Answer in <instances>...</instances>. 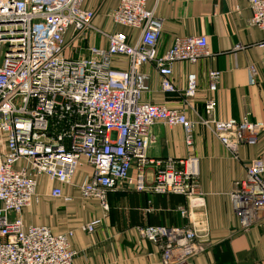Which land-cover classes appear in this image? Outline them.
<instances>
[{
    "label": "built area",
    "instance_id": "2783aa9c",
    "mask_svg": "<svg viewBox=\"0 0 264 264\" xmlns=\"http://www.w3.org/2000/svg\"><path fill=\"white\" fill-rule=\"evenodd\" d=\"M147 2L120 0L111 12L114 24L138 32L133 37L96 27V12L85 7L86 0H0V264H73V230L56 233L23 218L24 210L39 200L42 175L56 182L52 196L71 200L63 186L74 184L79 168L89 166L78 184L80 196L98 199L105 210L109 192L125 182L138 190L183 194L190 207L200 204L197 157H148L153 124L182 126L191 147L196 122L184 108L143 101L149 88L143 66L154 63L161 89L176 92L174 63H196L213 53L207 36L188 34L177 36L159 55L163 21ZM250 8L249 23L262 30L264 46V0H250ZM94 34L108 45L92 42ZM85 39L89 44L81 50ZM118 57L127 60V68L114 66ZM221 78L219 69L208 72L210 91L218 90ZM198 88L197 73L190 72L186 105ZM216 103L207 100L209 117L202 122L229 150L258 139L261 123L213 118ZM150 163L156 166L151 185L146 179ZM231 197L244 230L264 223V155L247 161ZM97 222L83 229L92 232ZM137 231L159 247L163 264H189L203 250L194 226L145 225Z\"/></svg>",
    "mask_w": 264,
    "mask_h": 264
},
{
    "label": "crops",
    "instance_id": "0c3cea01",
    "mask_svg": "<svg viewBox=\"0 0 264 264\" xmlns=\"http://www.w3.org/2000/svg\"><path fill=\"white\" fill-rule=\"evenodd\" d=\"M120 0H86L85 7L95 10L93 23L105 32L125 31L137 35L136 30L116 25L111 12ZM148 7L163 21L158 43L159 55L164 54L177 36L205 35L212 56L196 63H174L172 78L178 91L161 89L154 63H147L148 90L143 101L164 103L184 108L189 119L196 122L193 146L185 142L182 126L156 122L150 127L149 158H186L199 161L200 204L189 206L188 198L180 193L138 190L129 182L122 183L108 194L109 208L98 199H82L78 184L83 181L89 166L76 173L74 184L63 186L64 197L51 195L56 185L47 176L39 177V200L26 208L23 218L27 224H44L56 232L73 230V264H163L159 247L142 238L138 226H194L203 250L191 258L189 264H264V223L247 230L241 227L240 217L232 203L235 182L245 176L249 159L264 155V128L254 142L243 143L238 150H229L213 132L206 102L216 99L212 117L222 120L259 122L264 126V46L263 32L249 23L252 11L250 0H148ZM93 42L108 45L107 40L94 34ZM117 68H127V60L118 57ZM255 72L252 74L251 69ZM222 71L219 88H208V72ZM196 72L198 92L190 104H185L184 89L187 76ZM156 166L146 167V179L152 184ZM135 169L131 170L132 176ZM190 211L184 215L182 209ZM98 220L95 229L88 232L83 226Z\"/></svg>",
    "mask_w": 264,
    "mask_h": 264
},
{
    "label": "rangeland",
    "instance_id": "374dc122",
    "mask_svg": "<svg viewBox=\"0 0 264 264\" xmlns=\"http://www.w3.org/2000/svg\"><path fill=\"white\" fill-rule=\"evenodd\" d=\"M91 41L93 42V36L91 37ZM88 44H89V43H88V39L83 40L82 43L80 44V49H81V50H84L85 47H86V45H88ZM83 52H84V51H83Z\"/></svg>",
    "mask_w": 264,
    "mask_h": 264
}]
</instances>
